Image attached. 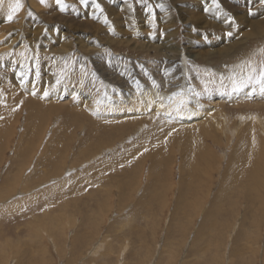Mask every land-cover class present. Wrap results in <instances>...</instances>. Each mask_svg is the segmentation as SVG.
I'll use <instances>...</instances> for the list:
<instances>
[{
    "label": "rangeland",
    "instance_id": "obj_1",
    "mask_svg": "<svg viewBox=\"0 0 264 264\" xmlns=\"http://www.w3.org/2000/svg\"><path fill=\"white\" fill-rule=\"evenodd\" d=\"M16 3L0 2V264H264V93L229 79L264 68V0ZM185 76L208 131L130 110Z\"/></svg>",
    "mask_w": 264,
    "mask_h": 264
},
{
    "label": "bare ground",
    "instance_id": "obj_2",
    "mask_svg": "<svg viewBox=\"0 0 264 264\" xmlns=\"http://www.w3.org/2000/svg\"><path fill=\"white\" fill-rule=\"evenodd\" d=\"M230 5V4H229ZM240 72H242L241 69H239ZM245 69L242 74H245L247 76L248 71ZM187 88V89H186ZM193 92L190 89V85L188 84L187 81V76H185V79L183 82H179L173 85L171 92H166V93H160V92H156L155 90L152 91H148L147 93L145 92L143 95V99H138V98H128L127 99V104L130 110H134L133 112H151L152 110L156 111V113H160L161 116H163V118L165 119H169L171 117V115L173 114L174 110H177L178 108L180 109L179 112H175L177 113L180 117H179V123L181 126L187 127V129L185 128H181L180 131H178V133L180 135H186V136H191L189 134V132L191 133V131L189 129H195L196 125H202L203 127L207 128L208 123L210 122V120L206 117H204L203 113L201 112L199 107H203L205 106L204 103H202L201 101H199L196 97H194ZM159 102H157V101ZM121 105V103L118 105H115L116 107H119ZM114 107V106H113ZM211 108H206L205 110L208 111ZM142 113V114H143ZM135 114V113H134ZM140 115V114H139ZM147 115V114H146ZM157 115V114H156ZM206 119V120H205ZM242 119V118H241ZM213 120H217V119H213ZM223 120L225 121V125L226 122H228V117L227 118H223ZM260 126L264 127V122L262 124L261 121H259ZM216 123H218L216 121ZM221 123H218V125H220ZM259 126H256V129H258ZM129 128V127H128ZM221 128V127H220ZM239 128V127H238ZM255 132L257 133L259 130H256ZM221 130V129H220ZM206 131H208V128L206 129ZM231 131V130H230ZM232 132V131H231ZM177 133V134H178ZM207 134V132H205ZM233 133V132H232ZM264 133V131L262 132V134ZM192 135H196V132L193 131L191 133ZM226 134V133H225ZM235 136L237 135L234 132ZM233 134V135H234ZM130 135V134H129ZM232 135V136H233ZM211 136V135H210ZM229 136V134H228ZM194 139L191 141V144H193L192 147V151L189 154H192V157H194L197 161H199L201 163V160H203V156H202V151L203 150V146L202 145H197V143L199 142V138H197V136H192ZM251 137V136H250ZM186 138V137H185ZM230 139V138H229ZM142 140V139H141ZM232 140V139H231ZM229 140V141H231ZM253 140V138H252ZM187 140L185 139V142ZM243 142V141H242ZM259 143V142H258ZM189 142L186 143V148H188ZM222 146V145H221ZM147 148V147H146ZM210 155V154H209ZM208 155V156H209ZM224 155V154H223ZM207 156V155H206ZM157 160V159H156ZM188 161V159H187ZM197 163V162H196ZM156 164V163H155ZM192 174V173H191ZM195 174V172H194ZM251 173H248V175H250ZM235 176V175H234ZM240 176V175H239ZM238 176V179H239ZM252 176V174H251ZM195 177V176H194ZM246 177V176H245ZM243 177V178H245ZM196 178V177H195ZM237 178V177H236ZM87 179V178H86ZM89 179V178H88ZM242 179V178H241ZM257 179V178H256ZM189 180V179H188ZM240 180V179H239ZM253 181V180H252ZM252 181H248V182H252ZM261 181V180H260ZM87 182V181H86ZM255 182V181H254ZM252 182V183H254ZM262 182V181H261ZM249 184V183H248ZM261 184V183H259ZM256 185V184H255ZM258 185V184H257ZM256 185V186H257ZM249 187V185H247ZM251 186V185H250ZM254 187V185H252ZM259 186V185H258ZM260 187V186H259ZM250 188V187H249ZM242 190V189H241ZM252 190V187L251 189ZM181 191V190H180ZM254 191V188H253ZM49 192V191H48ZM258 192V190H257ZM256 192V193H257ZM183 193V192H182ZM182 193L180 194V196H183ZM260 193V192H259ZM238 194V193H237ZM241 195V193H240ZM243 195V194H242ZM261 195V194H260ZM249 198V197H248ZM193 199V198H192ZM23 202V201H22ZM197 208V206H196ZM208 223V222H207ZM104 246V245H103Z\"/></svg>",
    "mask_w": 264,
    "mask_h": 264
},
{
    "label": "snow or ice",
    "instance_id": "obj_3",
    "mask_svg": "<svg viewBox=\"0 0 264 264\" xmlns=\"http://www.w3.org/2000/svg\"><path fill=\"white\" fill-rule=\"evenodd\" d=\"M0 2H2V0H0ZM45 2L46 0H40L41 4H44ZM61 2L62 0H56L57 4H61ZM81 2L87 3V0H81ZM212 2L215 4L216 0H212ZM20 7L21 5L19 3V0H17L16 5L12 8V12L15 13L16 10ZM61 10H63V8ZM12 18H13L12 15L9 14L8 20L11 21ZM228 35H231V33H228ZM248 68H249V72L247 76L234 74L232 77H229V79L232 80L231 91L241 92L250 84L255 83L260 86V91L264 93V68L257 70L251 64L248 65ZM221 79H223V77H221ZM45 95H47V93H45ZM177 111L179 112L180 109L178 108Z\"/></svg>",
    "mask_w": 264,
    "mask_h": 264
}]
</instances>
